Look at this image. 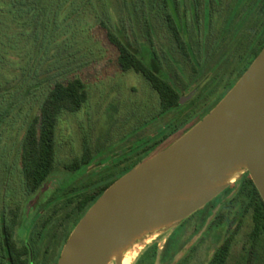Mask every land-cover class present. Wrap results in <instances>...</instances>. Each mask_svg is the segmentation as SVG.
Returning <instances> with one entry per match:
<instances>
[{"label": "rangeland", "instance_id": "obj_1", "mask_svg": "<svg viewBox=\"0 0 264 264\" xmlns=\"http://www.w3.org/2000/svg\"><path fill=\"white\" fill-rule=\"evenodd\" d=\"M48 2L59 7L57 22H61L69 7L63 0ZM156 2L76 0L84 11L72 25L57 31L56 46L42 48L39 39L31 38V43L22 47V54L27 57H35L40 50L38 56L43 57V65L37 77L47 81L28 96V102H32L28 105L26 99L16 105L23 97H5L4 103L12 107V114L0 129L4 133L0 138V156L5 154L7 144L15 148L23 136V118L18 117L16 122L12 118L18 106L26 111L33 105L36 110L39 102L34 96L41 100L49 81L80 77L88 98L77 113L61 115L56 129L55 168L36 192H24L19 162L14 160V152L8 157L9 165L15 164V168L7 177L8 182L0 181V216L5 217L6 224L11 218L16 221L14 239L18 245L31 236L35 217H40V221L53 220L55 225L71 212L67 199L111 183L123 174L124 168L151 156L167 134L199 122L228 92L227 80L234 76L236 80L243 68L236 62L239 40L233 41V34L240 16L246 13L244 2L240 11L235 8L237 0H165L166 11L157 7ZM167 16L168 26L164 21ZM100 22L137 50L135 53L149 70L153 71L156 63V75L171 84L183 103L162 113L158 95L148 82L134 71H121L117 52ZM176 37L182 48L176 44ZM166 144L159 145L156 152ZM239 185L240 181L234 184L233 200ZM230 186L216 199L232 195ZM248 205L249 201L244 200L235 204L237 214L246 217V221L253 217ZM142 245L141 241L133 244L129 254L138 253Z\"/></svg>", "mask_w": 264, "mask_h": 264}, {"label": "water", "instance_id": "obj_2", "mask_svg": "<svg viewBox=\"0 0 264 264\" xmlns=\"http://www.w3.org/2000/svg\"><path fill=\"white\" fill-rule=\"evenodd\" d=\"M241 166L238 179L247 172L264 201V48L199 122L105 189L68 236L57 264H119L115 254L204 207Z\"/></svg>", "mask_w": 264, "mask_h": 264}, {"label": "trees", "instance_id": "obj_3", "mask_svg": "<svg viewBox=\"0 0 264 264\" xmlns=\"http://www.w3.org/2000/svg\"><path fill=\"white\" fill-rule=\"evenodd\" d=\"M156 1L157 7L166 11L165 0ZM255 3V52L247 63L241 62L243 68L236 80L234 78L227 80L226 91L230 90L261 49L264 48V29L261 30V27L264 28V0H255ZM63 4H67L69 9L59 24L57 22L60 20L59 7H56L55 3H49L48 0H0V129L4 124L3 122L8 119V115L12 114V107L10 108L8 103H4L5 97L7 95L9 98L11 96L23 97V101L17 102L16 105L22 104L25 99L28 105L32 103L30 99L28 102V96L44 87V83L47 81L37 77L38 71L43 65V57L38 56L40 50H36L35 57L30 55L27 57L22 54V47L31 43V40L38 39L42 42L40 45L42 48L56 46L57 31L60 32L64 26L72 25L76 21L77 15L84 11L83 6L79 5L78 7L76 5V0H63ZM168 18L169 16L164 19L167 26ZM100 24L108 41L118 51L117 64L120 69L124 72L133 70L147 78L152 88L156 90L162 113L177 107L179 95L171 84L161 77L155 76L153 71L146 67L137 53L130 50V46L124 43L121 37H116L105 23L100 22ZM175 40L176 44L182 48L180 39L176 37ZM41 97L42 99L39 100V97L34 96L35 101L39 102L36 110L32 108L33 105L26 111L18 106V111L12 118L15 122L18 117L23 118V136L17 143V147L15 145L14 148V146L7 144L5 154L0 156V181L8 182L7 177L10 178L12 175L15 164L14 167H12L13 165L10 166L8 157L11 152H14V160L17 158L19 162L22 187L26 194L36 192L53 172L56 155V129L59 119L64 113L80 111L87 102L88 93L83 80L80 77H74L66 80L54 79L49 81ZM12 127L13 124L10 130ZM3 135L4 133L0 131V138ZM7 136L6 134L5 138ZM82 160L84 161L85 158ZM72 167L73 165H71V171L74 170ZM130 169L132 168H127L123 175ZM121 176L118 175L111 183L87 191L75 199H67V203L72 205V209L63 218L66 236L105 189ZM237 181H240V185L234 201H249L248 209L252 211L253 219L257 224L260 218L264 219V201L261 200L247 172ZM15 226L16 221L14 220L13 223L1 230L2 240L10 249L5 258H9L11 264H28L27 247L25 245L18 246L14 240Z\"/></svg>", "mask_w": 264, "mask_h": 264}, {"label": "flooded vegetation", "instance_id": "obj_4", "mask_svg": "<svg viewBox=\"0 0 264 264\" xmlns=\"http://www.w3.org/2000/svg\"><path fill=\"white\" fill-rule=\"evenodd\" d=\"M242 2L245 3L247 10L240 16V22L233 34V41L239 40L236 51L239 55L236 62L247 63L254 54L256 46L254 36L256 3L255 0H237L235 8L238 7L239 11L243 9ZM262 29L264 28L261 27ZM111 47L118 55L115 46L111 45ZM130 50L137 52L134 48H130ZM121 71L124 72L122 69ZM134 74L141 75L156 96V90L152 88L147 78L135 71ZM153 74L156 76V63H153ZM191 127L185 130L175 129L167 134L163 140L156 144L151 156L145 160L169 146ZM165 143L167 144L156 152L157 147ZM140 163L137 162L124 170L133 168ZM234 184L230 186L232 195L229 194L226 199L215 198L169 231L150 234L142 240L143 245L139 247L138 253H132L135 256L131 264H264V221H262L264 219L260 218L259 223L256 224L253 217L250 221H246V217L237 214L235 209L237 201L233 200L236 192ZM217 207L219 210L203 230ZM39 218L37 216L33 220L29 239H26L21 245L15 242L18 246L25 245L27 247L28 264H57L63 246L76 225L66 236L63 218L58 220L55 225L53 220L40 221ZM5 220V217L0 216V264H11V260L5 258L10 249L2 240L1 230L13 223L14 219H9L8 224ZM245 229L246 231L243 232ZM220 233H223L221 238ZM44 234L45 236H43ZM237 246L238 248H236Z\"/></svg>", "mask_w": 264, "mask_h": 264}, {"label": "bare ground", "instance_id": "obj_5", "mask_svg": "<svg viewBox=\"0 0 264 264\" xmlns=\"http://www.w3.org/2000/svg\"><path fill=\"white\" fill-rule=\"evenodd\" d=\"M245 166H241L237 168L235 171L231 172L227 179L225 180V184L232 185L236 183L239 176L244 172ZM164 228L153 230L152 232L144 233L142 236H140L139 239H137V242H140L144 239H146L150 234H156L160 231H163ZM130 249V248H129ZM129 249H126L124 251H121L118 254H115L112 259H117L119 261V264H131L132 260L134 259V254H129Z\"/></svg>", "mask_w": 264, "mask_h": 264}]
</instances>
